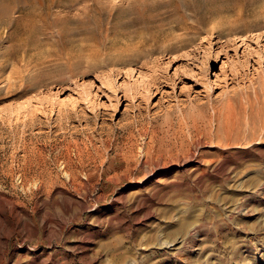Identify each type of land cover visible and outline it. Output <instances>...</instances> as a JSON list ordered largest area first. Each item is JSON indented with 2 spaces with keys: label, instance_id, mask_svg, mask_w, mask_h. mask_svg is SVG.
<instances>
[{
  "label": "rangeland",
  "instance_id": "rangeland-1",
  "mask_svg": "<svg viewBox=\"0 0 264 264\" xmlns=\"http://www.w3.org/2000/svg\"><path fill=\"white\" fill-rule=\"evenodd\" d=\"M67 2L0 0V264L16 246L42 264H264V0H153L155 50L129 64L78 65L56 28L13 49L19 20L83 7Z\"/></svg>",
  "mask_w": 264,
  "mask_h": 264
},
{
  "label": "bare ground",
  "instance_id": "bare-ground-1",
  "mask_svg": "<svg viewBox=\"0 0 264 264\" xmlns=\"http://www.w3.org/2000/svg\"><path fill=\"white\" fill-rule=\"evenodd\" d=\"M88 1L89 0H68L67 2L66 0V2L68 3V4L66 3V5L68 6L70 4H76V5L81 4L80 7L81 6L83 7L80 9L77 8L75 9V11H73L72 9H68V12H67V9H66L67 7H66L65 10L67 13H64L63 16H57L59 15L60 12L55 16L54 12L49 13L50 11L52 12V10H49L51 6L50 7L48 6L47 8L45 7L47 9V13L43 17V12H42L40 17L43 19H49L50 21L49 24L44 23L45 22L44 21V22H41V25H40L39 22L37 23V21L35 20L33 21L30 19L26 20V22H24L25 20H22V21L19 20V22H17L18 21L17 20L16 22L18 24L17 25L15 24L16 27H14V29L16 33L14 34L18 36L22 34L21 38H23V35H25V37L23 38L25 41L22 42L23 40L22 39L20 40L19 43L16 42L17 44L14 45L13 49L16 50V49H19L20 47H25L28 49L29 48L32 49L33 47H37V48L41 47V50H42L43 42L41 41L42 38H40V36L45 38L44 39L45 42L47 40V43L49 42L50 44L51 43L50 37L54 35L53 28H56L57 33L56 35H54V36H57L56 44L60 46L63 45L64 47H66V50L68 52L73 50L74 46H76L77 49L75 48L76 49L75 55L77 56L76 59H78V61L77 60L75 61H76V64L80 62L78 65H80L83 62H86L85 66H88L87 64H89V65H93L94 67L96 66V68H98L97 65L98 66L107 65V64L115 65V64H121V63L129 64L133 61L140 60L143 57L144 58L147 56L149 57V55L155 50L154 44L157 43L156 35L151 31L150 36L146 37L143 33L144 31L142 32L144 28H147V31L148 30L150 31V29L152 30V25H153L152 23H153V18H154L152 11H154V6H155V5L153 6L152 4L153 0H120L121 1V2L119 1L120 4L119 2L117 3L120 6V7L117 6L119 7L117 8V10H115L116 8L115 6L117 4L115 6L112 5L116 3V0H114L115 3L114 1L109 0V2H113L112 4L110 3V5L109 3H107V0H91L92 4H89L90 1L89 2ZM62 7L63 6L61 5L60 9ZM29 14L33 18L34 10H31ZM50 14L52 15L54 14V17L51 18ZM106 40H109V42L113 40L112 41L113 43L110 42L111 47L114 48L115 46V47H119L120 49L114 48L115 49L114 51L110 50L108 52L106 51L105 53H100L101 48L103 49V45L104 46L106 45L104 44ZM86 42L88 43L92 42L95 44V46L94 44L91 46L87 45ZM52 45H55V44H52ZM92 46H94L95 48H93ZM42 51H44V49ZM52 52L49 51V53H52ZM254 54L263 55L264 46L261 45L260 47L257 45L256 50L255 48L251 50L248 49V55H254ZM88 67H91V66H88ZM70 155L67 152L62 157L66 162L71 163L73 162V159L71 158L72 156ZM8 203L12 207V212L13 214H15V217H16L15 227L16 228L19 227L23 231L24 236L29 235L30 232H32V234L35 235L39 229H38L37 223L34 221L33 215L26 213L20 210L19 208L15 207L16 205L14 204L12 200H9ZM53 222H54V218H51V217L48 218V216L44 217L42 215L41 224L46 230H49L51 228V225ZM21 223L23 227H21ZM27 226L29 228V233L26 229ZM65 226H66L65 223L60 225L58 234L56 235L57 238L59 239L62 238V233H63ZM14 231L15 230L13 229H11L10 231H6V229L3 228L2 232L0 233V263L4 259L5 252L8 247L9 238L12 236ZM45 251L46 249L42 252H38V251H35V249L32 247L24 248V247L16 246L13 253L10 255V264H42L41 259ZM48 258H51V255H49Z\"/></svg>",
  "mask_w": 264,
  "mask_h": 264
}]
</instances>
